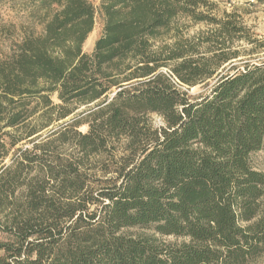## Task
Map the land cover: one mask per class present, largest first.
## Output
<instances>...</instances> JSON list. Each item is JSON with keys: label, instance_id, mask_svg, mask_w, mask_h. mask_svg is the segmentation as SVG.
Returning a JSON list of instances; mask_svg holds the SVG:
<instances>
[{"label": "trees", "instance_id": "1", "mask_svg": "<svg viewBox=\"0 0 264 264\" xmlns=\"http://www.w3.org/2000/svg\"><path fill=\"white\" fill-rule=\"evenodd\" d=\"M30 8L42 32L0 54V264H257L264 60L254 56L264 41L241 9ZM195 25L205 28L190 33ZM198 86L197 97L183 91Z\"/></svg>", "mask_w": 264, "mask_h": 264}, {"label": "rangeland", "instance_id": "2", "mask_svg": "<svg viewBox=\"0 0 264 264\" xmlns=\"http://www.w3.org/2000/svg\"><path fill=\"white\" fill-rule=\"evenodd\" d=\"M98 8L101 0H89ZM217 3L221 10L231 11L234 6L241 9L243 19L246 25L252 28L258 38L264 41V0H212ZM31 0H0V54H7L11 50L13 43L19 42L25 31L33 30L40 34L42 27L34 22L30 8ZM203 25H195L190 29V33L204 29ZM103 29L102 20L99 15L96 16L95 27L89 35L83 46L85 53L90 54L93 51L96 40L100 37ZM254 56V60H264V51L259 50ZM183 91L187 92L190 97H197L203 91L202 86L188 89L183 87ZM56 100V99H55ZM85 109L82 107L80 110ZM152 124L155 127L163 125L162 119L157 115H151ZM85 132L86 128H81ZM27 147H31L27 146ZM253 163L257 170L264 172V149L253 157ZM132 233H145L141 230H131ZM5 235L0 231V239L5 240ZM167 241L174 239L164 238ZM1 255V252H0ZM264 264V257L257 263Z\"/></svg>", "mask_w": 264, "mask_h": 264}]
</instances>
